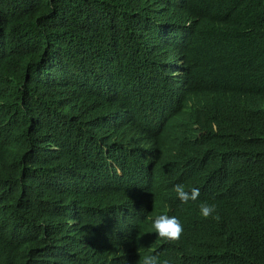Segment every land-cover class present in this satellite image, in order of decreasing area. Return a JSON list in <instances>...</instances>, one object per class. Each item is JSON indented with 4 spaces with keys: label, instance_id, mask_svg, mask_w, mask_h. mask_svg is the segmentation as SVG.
Instances as JSON below:
<instances>
[{
    "label": "trees",
    "instance_id": "obj_1",
    "mask_svg": "<svg viewBox=\"0 0 264 264\" xmlns=\"http://www.w3.org/2000/svg\"><path fill=\"white\" fill-rule=\"evenodd\" d=\"M139 252L264 264V0H0V264Z\"/></svg>",
    "mask_w": 264,
    "mask_h": 264
},
{
    "label": "clouds",
    "instance_id": "obj_2",
    "mask_svg": "<svg viewBox=\"0 0 264 264\" xmlns=\"http://www.w3.org/2000/svg\"><path fill=\"white\" fill-rule=\"evenodd\" d=\"M176 197L182 204H187L189 201H197L200 196V189L192 187L186 189L184 184H176L173 188ZM216 213V205L203 201L199 204V214L204 219L219 220L220 217ZM151 220L153 232L157 234V239L162 240L168 244H178L184 233V227L178 217L168 214H160L153 219L151 216L147 217ZM140 260L138 264H170L168 259H161L159 255L144 254L139 252Z\"/></svg>",
    "mask_w": 264,
    "mask_h": 264
}]
</instances>
